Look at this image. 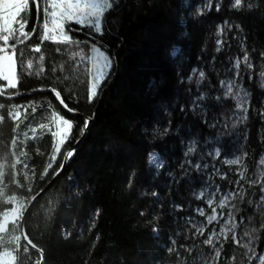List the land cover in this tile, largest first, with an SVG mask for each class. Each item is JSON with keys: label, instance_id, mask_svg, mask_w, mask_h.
<instances>
[{"label": "trees", "instance_id": "trees-1", "mask_svg": "<svg viewBox=\"0 0 264 264\" xmlns=\"http://www.w3.org/2000/svg\"><path fill=\"white\" fill-rule=\"evenodd\" d=\"M233 3L117 0L102 33L69 22L65 30L72 29L69 35L76 42L64 44L41 40V7L36 32L16 47V87L6 88L0 80L2 94L10 96L0 95V124L11 138L15 161L13 177L0 169V219L14 205L4 202L8 197L27 207L50 184L24 223L27 238L42 252V264H200L214 249L220 255L212 264H257L243 233L253 221L251 247L256 256L264 254L261 193L253 179L264 159V0H243L240 8ZM21 15L28 21L24 30L31 33L35 4ZM93 44L114 63L89 102L90 66L81 56H90ZM245 55L251 68L243 62ZM199 71L205 79L198 86L194 73ZM230 79L247 92L246 113H239L235 99L224 94L220 81ZM53 89L75 115L61 106ZM200 92L205 99L193 108ZM53 113L72 124L54 161ZM86 119L84 137L55 175L81 138ZM152 153L160 168L148 163ZM236 155L246 173L233 203L236 228L209 250L196 229L218 222L209 224L199 215L208 209L198 195L208 168L196 164L215 157L228 177L223 160ZM7 227L11 230L12 224ZM19 245L14 264L40 261L22 239Z\"/></svg>", "mask_w": 264, "mask_h": 264}, {"label": "snow or ice", "instance_id": "snow-or-ice-1", "mask_svg": "<svg viewBox=\"0 0 264 264\" xmlns=\"http://www.w3.org/2000/svg\"><path fill=\"white\" fill-rule=\"evenodd\" d=\"M30 3L36 5L37 9V19L39 20L40 9L43 6L44 11V22H43V35L41 40H53L56 43H75L72 37L69 35V32L72 29L65 30V25L69 22H75L80 24L81 26H87L91 28L93 31L102 33L103 32V24L104 20L107 18V13L114 9L117 0H0V41H2V45H0V79L8 82V87L15 88L16 83L14 82L15 72H16V43H23L24 40L30 38V36L36 32V28L33 27L32 32L29 33L27 31H21L25 29L27 26V19H24L21 15L22 13L29 12L30 13ZM243 4V0H234L232 7L240 8ZM210 8V4L207 5ZM251 7V5H249ZM217 10H219V4H217ZM13 25H18V27H14ZM51 25V28L49 27ZM23 37L24 40H21L20 37ZM59 37V38H58ZM10 41H15L14 43H9ZM221 43L218 41V44ZM11 50V51H9ZM219 50V49H218ZM34 51L39 52L40 48L36 47ZM92 55L91 56H81V59L91 61V68L94 71H90L91 76V84L89 89V102L97 95L98 89L102 82L107 79L110 71L112 69L114 63V57L106 55L104 51H101L100 47H97L95 44L92 45L91 48ZM22 56L23 53L21 52ZM75 55H81L80 53H75ZM43 60V57L40 58ZM243 62L247 63L248 67L251 68L252 64L249 61V57L245 55L243 57ZM241 65V60H237L234 67L237 70L236 75L239 76V68ZM33 67L32 61H28L27 68L31 69ZM43 69H41L42 71ZM39 74V73H37ZM198 77L197 85L205 79V73L203 71H199L194 73ZM264 75V73H261ZM191 80V77L189 78ZM221 86L225 89L226 96H232L237 101L238 108L242 109L245 113L247 112V92L243 90L239 84L236 83L235 79H230L227 81H220ZM57 98H60V93L56 92ZM205 99V94L200 92L198 96L193 100L192 107L198 108L201 105V102ZM220 99V97H217ZM61 103L63 104V100L61 99ZM2 107V106H0ZM67 107V105H65ZM183 111V108L181 109ZM35 111V108H33ZM72 111V109H69ZM18 115V114H17ZM56 114L53 113V118H55ZM3 117L0 116V120ZM62 124L67 125L68 133H60L64 140L67 139V135H70L72 124L64 120L62 117L60 118ZM242 119H246V116L242 117ZM88 121H85V128L87 127ZM41 127H46V125H41ZM53 136H56L57 133L53 132ZM63 142V140H62ZM194 150L193 147H189V152ZM59 152V146L54 147V154L52 156V160H55V153ZM74 154L73 151H69L66 153V158H70ZM217 155L219 153L217 152ZM6 159V157H5ZM158 158L156 154H150L149 161L157 162ZM242 162L241 157H237L231 161L230 164H240ZM199 167V165H196ZM26 167V165H25ZM49 168L52 167L51 163L48 165ZM61 168L63 165L60 166ZM47 173V169L45 170V174ZM241 179L244 178V173H240ZM3 195V191L0 190V196ZM203 195V194H201ZM239 193L232 192L223 196L222 199L218 202V207L223 209L225 208L231 199L235 198ZM35 199V197H32ZM4 202L6 203H15L17 207L11 209V215L13 219L12 229L9 230L7 227L9 212L4 213V222L0 223V233L8 234L7 238L5 235H0V246L4 247L2 253H0V264H11V262L17 261V255L14 253H19L20 245L19 241L21 239L20 235H15L16 231L22 229V225L19 223L20 219L23 218V212L26 210L25 202L23 200L17 199L15 196L8 197ZM213 201H209V207H211ZM235 207V205H233ZM201 216H204V210H199ZM228 219L225 222V226L220 230L219 233H215L213 235L223 236L225 239L228 238L227 234L229 232L235 231L236 221L235 217L231 212L228 214ZM223 217V214H220V218ZM217 210L215 207H212V214L207 216V222L210 224L213 221H217ZM198 232L203 233L204 229L202 227L197 229ZM255 231V230H253ZM245 236L250 235V233L245 232ZM24 239L27 240V244L31 245L33 248L36 245L32 244L31 240H28L27 236H24ZM232 239L239 244L240 241L237 240L236 236L233 235ZM206 244L213 243V236H209L208 239L205 240ZM250 244V242H249ZM249 244L244 245L249 248V251L252 249L249 247ZM8 245H15L14 248L9 250ZM24 253L28 252V246L25 245L23 249ZM215 255L219 257L220 251L216 250ZM42 256V252H41ZM260 260V264H264V258L257 257ZM39 264V262H37Z\"/></svg>", "mask_w": 264, "mask_h": 264}, {"label": "rangeland", "instance_id": "rangeland-1", "mask_svg": "<svg viewBox=\"0 0 264 264\" xmlns=\"http://www.w3.org/2000/svg\"><path fill=\"white\" fill-rule=\"evenodd\" d=\"M41 14H42V19H41V36L43 35V22L45 19L44 16V11H43V6L41 9ZM75 23V22H74ZM39 25V22H38ZM80 25V24H79ZM14 27H18V25H13ZM49 27L51 28V25H49ZM21 31H25L24 29H22ZM59 38V37H58ZM53 41V40H51ZM1 43H3L2 41H0ZM12 41H10L9 43H11ZM102 51V50H101ZM92 55V52H90V56ZM107 55V54H106ZM89 62V66H90V71H94V69L91 68V61ZM16 73V72H15ZM197 77V76H196ZM2 80V79H0ZM4 81V80H3ZM6 82V88H11L8 87V82ZM14 82L16 83L15 77H14ZM90 84H91V76H90ZM3 89V88H1ZM225 91V89H224ZM236 101V100H235ZM236 105H237V101H236ZM247 107V106H246ZM237 110L240 113H243L244 111L240 108H238L237 106ZM65 120V119H64ZM54 132L57 133L56 136H54V147L55 146H59V150L61 148V146L65 143V141L68 139L67 135V139L64 140L63 137L60 135V133H64L67 134L68 133V128L67 125L62 124V121L60 119L59 116H55L54 118ZM63 140V142H62ZM153 154V153H152ZM156 154V153H154ZM158 160L157 162H150L149 158H148V163L155 167V168H160L161 167V161L158 157V155L156 154ZM6 157V159H5ZM150 157V155H149ZM216 157V155H215ZM214 157V159H215ZM237 157H241L239 155H236L232 158L229 159H224V163L226 165V167H228V171L231 172L230 176L227 177V173L225 172V169L223 167H221L220 165L216 164L214 162V159H210V160H205V162L200 163L198 162L196 165H199L200 168L202 169H207L208 168V172L205 174V178H206V184L204 186V188L198 193L199 196H202L206 202V205L208 207L207 211L204 210L205 215L201 216L200 213V217L203 219L204 222H207V216L212 214V207H215L217 210V216H218V224H212L211 227H206L202 226V228L204 229L203 233H200L197 231V229L199 227H197L196 232L198 233V235H203L204 236V244L205 246H207L209 248V250L214 249L213 245L215 244V242L218 240V238L223 237V236H217V235H213L215 233H219L220 230L225 226V222L228 219V213L231 212L233 214V216L235 217V221H236V214H235V209L233 207V203L235 198H237V196L233 199L230 200L229 204L221 209L218 207V202L220 199L223 198L224 195L228 194V193H232V192H236L240 194V191L242 190V185L246 179V173H245V169H243L242 166V162L240 164H230L229 161L237 158ZM242 158V157H241ZM14 157L12 154V149H11V138L8 135L6 129L0 124V169H1V174L3 176H7V177H13L14 176ZM197 167V166H196ZM244 173V178L241 179L240 173ZM227 179V183L223 184V183H219V180H225ZM254 182L255 185H258L260 187V197H259V217L261 216L262 219L264 217V159H262L258 165L255 168V172H254ZM203 194V195H201ZM212 200L213 204L211 207H209V201ZM17 207V205L14 203L13 208ZM6 212H9V216H8V223L7 226L9 224H12L11 221L13 219V216L11 215V210H8ZM5 213V212H4ZM4 213L1 216L0 219V223L4 222ZM223 214V217L220 218V214ZM20 222V221H19ZM208 223V222H207ZM253 221L249 222V225L246 227V229L244 230L245 232L250 233V235L245 236L243 233V239H244V244H249V247L252 249V251H249V248L247 247L250 256L252 255V257H254L255 261L257 264H260V260L257 259V257H262L264 258V254L260 255V256H256L254 253V249L251 247L252 244L254 243V236H253ZM3 234V233H0ZM209 236H213V243L212 244H206L205 240L209 238ZM3 250L0 252L2 253ZM211 253L207 254L204 256V258H201L200 260V264H212V261L215 259L216 255V249L211 250ZM11 264H14V262H11Z\"/></svg>", "mask_w": 264, "mask_h": 264}, {"label": "water", "instance_id": "water-1", "mask_svg": "<svg viewBox=\"0 0 264 264\" xmlns=\"http://www.w3.org/2000/svg\"><path fill=\"white\" fill-rule=\"evenodd\" d=\"M36 6V5H35ZM37 10V9H36ZM37 23H38V19L36 18V24H35V28H36V26H37ZM32 36V35H31ZM30 36V37H31ZM29 39V38H28ZM28 39H26V40H24V42H26ZM23 42V43H24ZM22 43H17L16 44V47L17 46H19V45H21ZM9 51H11V50H9ZM54 94L56 95V93L54 92ZM0 95L1 96H3V97H6V98H10V96H5V95H3L2 94V92H1V89H0ZM57 97V96H56ZM58 100H59V103L61 104V106L68 112V113H70V114H74V113H72L71 111H69L66 107H65V105L64 104H62L61 103V98H57ZM75 115V114H74ZM87 121H88V124H89V122H90V120L89 119H86ZM88 124H87V126H88ZM86 129H87V127L85 128V130H84V132H83V134H82V136H81V138L79 139V141L69 150V151H73L74 152V150L76 149V147H77V144L82 140V138L84 137V135H85V132H86ZM68 151V152H69ZM69 158H66V155H65V157H64V159H63V162H62V165H63V167L61 168H59V170L56 172V174L55 175H57V174H59L62 170H63V168L65 167V165H66V163H67V160H68ZM50 186V184H48L43 190H41L38 194H36L34 197H35V199H31V201L29 202V204L27 205V207H26V210L23 212V218L22 219H20V224L22 225V229L21 230H19V233H20V236H21V239L23 240V242H25L26 244H27V240H25L24 239V236L26 235L25 234V231H24V223H25V219H26V216H27V214L29 213V211H30V209L32 208V206L34 205V203H35V201L38 199V197L40 196V195H42L46 190H47V188ZM29 240V239H28ZM28 245V244H27ZM31 249H33V250H35V251H37L39 254H40V261H39V264H42V256H41V251H39L36 247L35 248H33L31 245H28Z\"/></svg>", "mask_w": 264, "mask_h": 264}]
</instances>
